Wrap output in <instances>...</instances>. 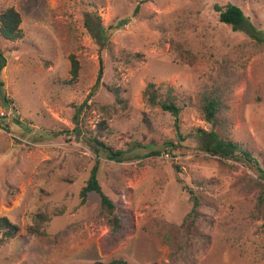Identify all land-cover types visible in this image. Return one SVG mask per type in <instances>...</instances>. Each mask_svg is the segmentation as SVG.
Here are the masks:
<instances>
[{"label": "rangeland", "instance_id": "obj_1", "mask_svg": "<svg viewBox=\"0 0 264 264\" xmlns=\"http://www.w3.org/2000/svg\"><path fill=\"white\" fill-rule=\"evenodd\" d=\"M228 3L264 31V0H0V13L20 12L23 30L16 41L0 38V217L20 227L0 235V264H264L260 172L197 149L198 129L213 126L202 97L218 90L215 130L264 168V40L220 21L215 6ZM151 82L185 105L179 132L170 112L146 100ZM102 122L99 138L126 151L124 161L100 157L118 228L97 193L80 195L96 160L87 137ZM185 185L200 195L195 218ZM41 216L45 233H31Z\"/></svg>", "mask_w": 264, "mask_h": 264}, {"label": "trees", "instance_id": "obj_2", "mask_svg": "<svg viewBox=\"0 0 264 264\" xmlns=\"http://www.w3.org/2000/svg\"><path fill=\"white\" fill-rule=\"evenodd\" d=\"M140 5L136 7V11H138ZM216 10L219 12V19L221 22L229 25L235 31H242L246 34L258 38L259 41L264 40L263 37H259L260 33L264 34L262 29H259L251 20L250 16H248L244 10L237 4L228 3L225 5L216 4ZM127 22V21H126ZM22 23V16L20 12H18L14 7H10L6 9L4 12L0 13V38L16 41L23 35V30L20 25ZM109 28L112 30L116 29L115 25H110ZM72 59V68L71 73L73 78H77L79 75V61L73 55ZM7 60L4 52L0 49V73L3 68L6 66ZM104 73V64L103 60H100V68L98 72L97 81L94 85V91H96L99 86ZM4 85V81L0 78V90ZM4 94V93H3ZM115 95L117 99L120 101V92L116 89ZM145 97L148 103L151 105H158L162 109L170 112L174 118L177 127V131L179 132V120L180 115L185 107L184 104H180L176 101V99L172 96V94H168L163 96L159 92V87L155 83H149L145 89ZM13 99L4 94L3 104L7 107H14L12 105ZM202 110L204 112V117L206 121L210 122L213 126L209 130L204 128H199L196 137L198 139L197 149L201 152L209 153L213 156L226 158V159H234V160H242L252 166H254L260 173V179H264V168L261 166L259 159L253 154L252 151L243 147V145L231 138L224 136L223 134L217 132L215 130V126L217 125V114L220 111L223 101L221 97V93L218 90H213L206 92L202 97L201 103ZM0 119H3V116L0 114ZM16 122L11 123V126H14ZM105 122L99 123L98 128L95 134H92L87 137V141L91 144L93 151L95 152L96 160L91 169L89 178L86 184L81 189L80 195L82 201L85 202L88 195L91 192H95L100 196V210L102 216H104L109 223L114 227H120V218L117 214V207L114 199L110 197L103 189L100 180V171H101V156L104 154L106 158L112 159L115 161H124L126 159V151L123 149H116L113 146L109 145L105 141H103L100 136H103L104 131L107 129L105 126ZM16 126V125H15ZM180 139H183L182 135H180ZM167 145L169 150L172 153L178 151L180 149V145L175 143L174 141H168ZM137 146H141V143H137ZM155 153H159V151H154ZM179 168V166L177 165ZM179 181H182L179 179ZM264 188V183H261ZM185 189L191 194V200L193 201V207L190 215L193 218L198 215V208L201 205L200 195L196 193L191 187L184 186ZM263 197H260V201ZM40 223L37 225H32L29 227V231L31 233L44 234V230L42 229V224L46 222L42 216L40 217ZM20 231V227L13 223L8 217L2 216L0 217V235L3 240L13 238ZM91 264H129V262L122 258H114L108 263H104L102 261H94Z\"/></svg>", "mask_w": 264, "mask_h": 264}]
</instances>
